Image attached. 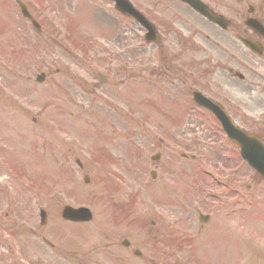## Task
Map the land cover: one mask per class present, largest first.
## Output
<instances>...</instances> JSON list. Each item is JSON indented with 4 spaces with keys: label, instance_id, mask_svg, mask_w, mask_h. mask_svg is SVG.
I'll use <instances>...</instances> for the list:
<instances>
[{
    "label": "rangeland",
    "instance_id": "obj_1",
    "mask_svg": "<svg viewBox=\"0 0 264 264\" xmlns=\"http://www.w3.org/2000/svg\"><path fill=\"white\" fill-rule=\"evenodd\" d=\"M19 1L28 11L32 6L31 14L40 23L41 32L32 30L13 0H0V30L6 27L8 34L0 38V150L6 153L8 149L14 156L0 168V264H264V184L254 183L253 174L244 164L234 182L218 179L229 166L218 170L220 156L206 148L204 137L219 131L206 114L188 109L189 103L180 113L176 108L181 105L174 99L156 96V103L143 100L150 120L161 107L160 114L169 117L175 110L181 118L173 127L170 118L148 121L138 105L143 95L151 96L149 87L155 92L161 86L164 94L171 90L169 82L155 85L150 76L153 70L142 74L138 69L169 65L175 63L174 58L165 57L164 62L161 52L128 33L111 14L108 0H51L45 13L31 0ZM135 1L136 7L143 9L141 1ZM153 1L159 4L156 9ZM167 1L141 3L153 8L154 19L159 12L161 20H167L169 16L163 18L169 9ZM91 25L105 32L92 33ZM94 41L100 48L92 47ZM167 45L172 46L169 50H178ZM141 46L147 47L145 53L136 49ZM208 53L204 65L208 69L217 62L236 68L230 59ZM203 58L194 54L195 60ZM126 61L140 77L122 80V73L116 75L122 65L126 67ZM182 61H186L185 55ZM235 71L247 78L264 73ZM39 72L46 73L43 82L35 81ZM96 73L106 76L102 84L95 81ZM165 76L170 81L172 70H166ZM218 76L208 78L199 72L193 79L183 78L187 88L181 89L186 102L191 86L214 90L226 107H238L232 110L239 124L250 131L264 129V122L258 123L259 127L254 125L264 116V104H258L264 94L247 81ZM14 78L24 80L25 86ZM261 78L253 86L264 81ZM85 80L91 85H84ZM112 87L128 90H117L116 98L111 94ZM250 98L258 99L252 102ZM6 103L9 105L4 107ZM181 119L185 121L181 123ZM23 131L25 135L19 136ZM191 134L198 137L191 139ZM88 136H94L92 141ZM42 138L61 141L62 145L49 147ZM158 140L163 141V149ZM215 140L213 137L210 142ZM174 144L197 154L196 161L175 162L168 150ZM161 151V161L152 162L151 156ZM233 151L229 146L221 152L227 156ZM14 165L18 169L13 174ZM206 167L211 176L205 175ZM152 171L157 172L154 180L150 178ZM83 177L89 184L83 183ZM122 205L129 209L128 214L121 213ZM63 206L88 207L93 219L87 224L64 222L59 216ZM111 206L120 208L119 219ZM38 209L46 213L41 227ZM197 210L209 215L211 221L201 225ZM60 224L64 228L61 231ZM172 232L179 237L187 235L194 243L185 244L170 259L165 242ZM57 233L66 241L56 238ZM42 237L53 248L43 243ZM123 240L129 241L130 248L121 246ZM134 251L141 256L134 258Z\"/></svg>",
    "mask_w": 264,
    "mask_h": 264
},
{
    "label": "flooded vegetation",
    "instance_id": "obj_2",
    "mask_svg": "<svg viewBox=\"0 0 264 264\" xmlns=\"http://www.w3.org/2000/svg\"><path fill=\"white\" fill-rule=\"evenodd\" d=\"M174 1L188 15L182 11L176 12L174 25L169 30H160L161 34L156 29L154 40L157 38L156 41L160 44L167 36L175 43H184L188 48L186 70L194 62L195 51L203 55L210 51L224 60L230 59L236 68H226L228 73H232L231 70H264V0H254L256 5L245 0H236L232 9L226 7V4L217 9L209 6L215 16L223 18L220 20L221 26L209 22L185 4ZM162 48L161 44L159 49ZM205 62L206 60L202 61V64ZM218 66L219 64L214 65L215 68ZM179 70L174 68L175 76L179 75ZM235 160V156H226L222 162L229 166Z\"/></svg>",
    "mask_w": 264,
    "mask_h": 264
},
{
    "label": "water",
    "instance_id": "obj_3",
    "mask_svg": "<svg viewBox=\"0 0 264 264\" xmlns=\"http://www.w3.org/2000/svg\"><path fill=\"white\" fill-rule=\"evenodd\" d=\"M255 142L258 143V141H256V140H255ZM257 151L259 152V155H260L262 158H264V150H263V149H258V148H257ZM81 213H83V212H81ZM66 214L70 215V214H71V210H66ZM71 215H72V214H71Z\"/></svg>",
    "mask_w": 264,
    "mask_h": 264
}]
</instances>
